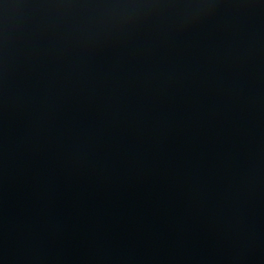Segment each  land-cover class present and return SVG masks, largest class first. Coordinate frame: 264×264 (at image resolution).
<instances>
[{"label":"water","instance_id":"1","mask_svg":"<svg viewBox=\"0 0 264 264\" xmlns=\"http://www.w3.org/2000/svg\"><path fill=\"white\" fill-rule=\"evenodd\" d=\"M0 264H264V0H0Z\"/></svg>","mask_w":264,"mask_h":264}]
</instances>
